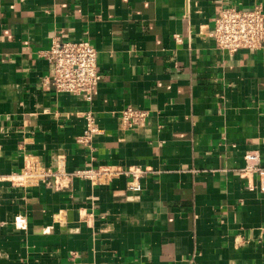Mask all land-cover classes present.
<instances>
[{"label":"crops","instance_id":"1","mask_svg":"<svg viewBox=\"0 0 264 264\" xmlns=\"http://www.w3.org/2000/svg\"><path fill=\"white\" fill-rule=\"evenodd\" d=\"M257 4L0 0V264H264V48L229 55L212 37L224 8ZM55 38L96 48L92 104L49 86ZM129 107L148 112L140 128ZM89 111L91 150L77 143ZM249 153L260 173H243ZM29 160L115 174L7 180Z\"/></svg>","mask_w":264,"mask_h":264},{"label":"built area","instance_id":"2","mask_svg":"<svg viewBox=\"0 0 264 264\" xmlns=\"http://www.w3.org/2000/svg\"><path fill=\"white\" fill-rule=\"evenodd\" d=\"M212 37L216 48L221 52L234 55L241 50L260 51L264 48V7L255 5L252 9L226 7L215 21ZM51 66L52 74L49 86L58 94H71L83 98L89 104L93 102V94L102 76L99 72L98 52L89 41L71 42L55 38L49 50L41 53ZM148 112L132 107L121 112V120L126 128L134 130L143 126L148 119ZM86 129L77 139V143L89 150L97 132L96 117L92 111L85 114ZM243 173L257 174L261 172L260 157L249 153L245 157ZM128 178V190L134 193L142 191L141 179L146 171L141 167L128 168L122 172ZM115 174L110 167L83 168L64 174L44 168L35 160L26 162L18 175H12L11 182L17 179L18 185L33 186L40 183L58 185L60 176L79 178L96 182L111 179Z\"/></svg>","mask_w":264,"mask_h":264}]
</instances>
